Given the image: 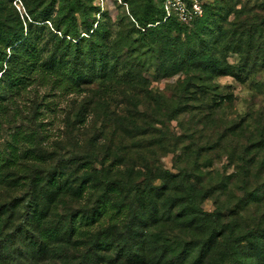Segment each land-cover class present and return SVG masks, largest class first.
Returning a JSON list of instances; mask_svg holds the SVG:
<instances>
[{
	"label": "rangeland",
	"instance_id": "1",
	"mask_svg": "<svg viewBox=\"0 0 264 264\" xmlns=\"http://www.w3.org/2000/svg\"><path fill=\"white\" fill-rule=\"evenodd\" d=\"M163 1L56 0L54 16L71 5L78 22L85 19L83 12L93 28L99 21L110 34L109 47L115 45L119 54L124 47L119 73L137 69L139 79H98L83 85L80 94L33 85L15 103L17 116L9 113L1 123L0 151L22 127L39 133L30 149L40 159L21 158L20 168L4 170L0 264H129L128 251L135 247H141L144 264H264L248 245L233 240L252 231L264 236V171L257 175L250 161L259 147V158L264 157V0H200L205 15L194 28L182 27L181 38L194 33V47L204 39L229 74L213 72L211 60V67L190 66L171 76L157 71L168 57L166 45L152 42L160 35V21L147 24L154 30L146 39L155 47L153 56L140 58L129 39L131 25L137 27L129 9L137 15L150 9L159 20ZM50 2L0 0V19L25 30ZM248 53L252 61L244 66ZM27 148L21 145V151ZM52 178L63 190L48 185ZM84 179L93 188L88 191L85 182L83 195L75 196ZM108 183L121 189L164 185L156 223L146 213L147 198L122 192L110 198L130 207L123 221L119 214V221L110 222L115 211L107 207L103 224L88 227L82 243L64 237L47 249L32 246L35 212L44 215L46 225H68L73 216L92 212ZM188 193L201 212L188 208ZM212 229V244L202 248ZM103 232L109 247L97 249L96 237Z\"/></svg>",
	"mask_w": 264,
	"mask_h": 264
},
{
	"label": "trees",
	"instance_id": "2",
	"mask_svg": "<svg viewBox=\"0 0 264 264\" xmlns=\"http://www.w3.org/2000/svg\"><path fill=\"white\" fill-rule=\"evenodd\" d=\"M55 2L56 0H52L41 11L33 14L31 17L32 22H27L25 30L21 26L19 28H9L7 23L2 22L0 19V131L1 123L8 121L9 113L13 112V116H17V111L16 113L13 111L15 103L21 96L26 95L28 88L33 85H39L40 87L48 85L51 91L57 90L64 94H80L84 90L83 85L92 84L98 79L111 80L114 77L117 79L116 82H127V80L136 82L139 79L137 74H134L137 69L134 72L126 70L122 74L119 73L120 67L123 66L119 61V57L124 47L121 48L120 54L114 48L115 45L109 47L110 34L105 29H100L99 21L95 23L93 28L91 23H87L88 16L83 12L85 19L82 22H78L76 11L71 5L68 8H63L59 13V17L57 15L54 16L58 8ZM148 2L150 3V0ZM129 13L137 26L131 25L129 39L130 43L136 45V51L134 50V52H139V57L140 55L153 56L151 53L155 50V47L149 45L146 39L148 37L150 39V36H153V34H147L154 30L147 27V24L160 21L161 25L159 24L160 27L158 29L160 35L153 36L152 42L155 40L166 45L168 57L167 64L162 61L160 67L157 68L158 74L162 70V74L171 76L190 66L203 68L207 64L210 66L211 60L216 64L212 68L213 72H216L217 75L229 74L226 67L220 65L215 53L212 52L211 54L208 44L203 42L204 39L200 38V45L194 47L191 42L194 37H198L194 33H191L193 36H186L184 40L181 38V34L184 32L183 28H194L204 17V10L203 15L192 20L190 24L181 23L174 15L162 22L165 16L163 3L159 20L156 19L155 13L150 11V9H147L142 15H137L131 12L130 9ZM135 32L142 33V37L140 39H132L131 34H135ZM81 33L84 34L81 35ZM165 39L166 43L163 42ZM234 48L236 49V47ZM126 58H129V56ZM131 60L135 66H138L137 55H134ZM157 60L159 61L158 57ZM249 60L252 61L250 53L245 56L244 66ZM38 134L36 131L29 130L27 132L22 127L15 128L7 149L0 151V183L5 182L7 178L4 170L8 168L18 169L22 166V163H20L21 158L29 161L40 159V156L30 149V147L34 146ZM22 144H27L29 148L21 151ZM259 153H261V147L255 152L254 157L250 159L255 164L257 175H261L264 171V157L259 158ZM82 182V185L72 192L75 196L80 197L83 195L86 189L85 185H83L85 182H88V191L93 188V184L89 183L88 179H84ZM48 185L59 191L63 190L62 185L54 178L50 179ZM149 185L143 188L133 185L121 189L114 183H108L101 191V195L96 199L92 212L73 216L69 219L68 225L67 223L46 225L44 215L40 212H35L31 221L35 231L31 239L32 246H38L39 250L47 249L64 237L75 240L82 239L79 242L82 243L88 237V232L90 231L88 227H94V224H103L99 220L103 210L107 207L115 211L114 215L110 217L112 218L109 220L110 222L119 221L118 218L116 219L119 214H122L120 221H123L126 219L125 217L130 211V207L126 206L122 199L111 201L110 198V196L119 195L122 192L127 194L139 192L141 194L140 197L147 198L150 203L146 207V213H148L151 223H156L159 200L162 196L161 192L164 193L167 188L163 185L160 189H156L151 183ZM186 200L188 208L196 213L201 212L198 205L194 203L190 193L186 195ZM138 206L140 207V203H138ZM210 216L214 217V214ZM77 218H80L78 223H76ZM105 231H108V228ZM213 232L214 230L212 229L209 236L202 240V248L212 244ZM256 235L257 232L252 231L234 237L233 240L239 245H248L251 252L264 261V255L261 254L262 249H264V236ZM134 238L139 239L140 235L136 234ZM95 245L97 249H107L109 247L105 233L102 236L101 233L98 234ZM140 250L141 247H135L128 251L127 262L129 264L146 263L145 255ZM1 253L0 250V255Z\"/></svg>",
	"mask_w": 264,
	"mask_h": 264
},
{
	"label": "built area",
	"instance_id": "3",
	"mask_svg": "<svg viewBox=\"0 0 264 264\" xmlns=\"http://www.w3.org/2000/svg\"><path fill=\"white\" fill-rule=\"evenodd\" d=\"M163 8L164 20L174 15L184 24H190L192 20L203 15L200 0H165Z\"/></svg>",
	"mask_w": 264,
	"mask_h": 264
}]
</instances>
